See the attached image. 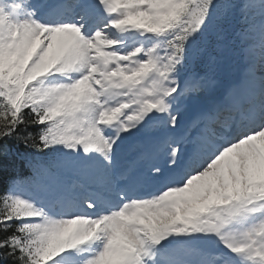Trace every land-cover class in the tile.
I'll list each match as a JSON object with an SVG mask.
<instances>
[{"label":"snow or ice","instance_id":"1","mask_svg":"<svg viewBox=\"0 0 264 264\" xmlns=\"http://www.w3.org/2000/svg\"><path fill=\"white\" fill-rule=\"evenodd\" d=\"M236 10L264 41V0H0V264H264V76L177 135ZM13 145L74 178L5 180Z\"/></svg>","mask_w":264,"mask_h":264},{"label":"rangeland","instance_id":"2","mask_svg":"<svg viewBox=\"0 0 264 264\" xmlns=\"http://www.w3.org/2000/svg\"><path fill=\"white\" fill-rule=\"evenodd\" d=\"M249 23L253 25L251 31L247 35H242L243 33L240 31H236L234 35L232 36V41L238 48L241 49L240 53L242 58V72L238 73V70H236L235 67H232V72L235 73V75L238 77V80L243 79V81L239 82L237 84V90L238 94L245 95L244 92L249 93H259L260 90V78L261 76H264V73L256 72L255 76L256 78L253 80L249 76L250 71V59H254L256 64L259 65L260 57H261V45L264 44V41L261 40L260 32H261V20L259 17L254 18L253 21L247 22V29L249 28ZM246 29V30H247ZM245 33V32H244ZM223 36H225V33H223ZM222 42V41H221ZM251 45V48L249 47ZM223 45L217 50L215 53L216 58V64L208 68V74H207V84H206V90L201 93L199 96L193 98L190 101H187L185 105L182 106V115H181V121H180V127L177 131V135L185 134L187 135V131L189 129V126L186 124V119L191 118L189 113V107L192 105V107H197L200 102H203L205 99L211 96H215L219 94L221 91H223V78L225 76V59L222 56L223 55ZM232 90V89H231ZM226 90V92L223 93L222 100L219 104L228 105L233 103V95L232 92ZM209 106L205 107V110L208 109ZM194 117V116H193ZM192 121V120H191ZM186 124V125H185ZM192 131V129H191ZM128 146L122 151L121 156L126 153ZM161 166H163V161L161 162ZM143 167L142 165H138L137 170ZM64 173L67 174H59L58 182L53 181L49 177H46L45 180L38 179L39 182L43 184H50L52 186H60L67 184L69 181H71L74 177L72 174L64 171Z\"/></svg>","mask_w":264,"mask_h":264},{"label":"trees","instance_id":"3","mask_svg":"<svg viewBox=\"0 0 264 264\" xmlns=\"http://www.w3.org/2000/svg\"><path fill=\"white\" fill-rule=\"evenodd\" d=\"M245 23V17L241 14L240 10H236L230 15L226 20L218 21L217 23H214V25L210 29V34L208 37H206V42L215 43L216 42V32L220 29L225 32L226 37L225 39H229L231 36V33L235 28L244 27ZM226 55L228 57V53L230 51V47L227 46ZM214 52V51H213ZM231 63H237V57L234 53L233 56L230 57V62H228L229 65H227V82L231 79L232 75L230 72V65ZM201 70L205 71L204 64H201ZM27 150H25L22 146L17 149L15 145L11 147V153L13 158L15 159V168L10 169L9 172L5 175L4 179L7 180L10 177H19L27 182L34 181L35 178L32 174V172H35L36 168L40 167L41 161H43V157L45 155L37 154L35 152L31 153L30 156H25L24 153ZM34 157V159H33ZM26 160H31L30 166L26 165ZM42 176V174L40 175Z\"/></svg>","mask_w":264,"mask_h":264},{"label":"bare ground","instance_id":"4","mask_svg":"<svg viewBox=\"0 0 264 264\" xmlns=\"http://www.w3.org/2000/svg\"><path fill=\"white\" fill-rule=\"evenodd\" d=\"M232 94H233V96H235L237 98V100L236 99H233L234 103H239L238 101L239 100L240 101L243 100V98H247V100L249 98V95L248 94H245L243 96H239L238 90H234ZM130 152H134V149H130Z\"/></svg>","mask_w":264,"mask_h":264}]
</instances>
